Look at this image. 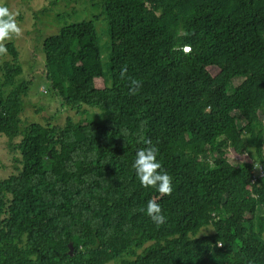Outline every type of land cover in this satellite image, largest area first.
<instances>
[{"label":"trees","instance_id":"1","mask_svg":"<svg viewBox=\"0 0 264 264\" xmlns=\"http://www.w3.org/2000/svg\"><path fill=\"white\" fill-rule=\"evenodd\" d=\"M101 7L111 87L93 21L43 42L53 96L79 114L98 108L92 120L24 126L30 82L19 78L14 44L5 45L0 136L20 166L0 181V264H264V178L251 183L255 164L264 169V0ZM148 146L171 177L170 194L141 187L131 168ZM227 148L248 158L234 166ZM150 199L159 225L144 210Z\"/></svg>","mask_w":264,"mask_h":264},{"label":"rangeland","instance_id":"2","mask_svg":"<svg viewBox=\"0 0 264 264\" xmlns=\"http://www.w3.org/2000/svg\"><path fill=\"white\" fill-rule=\"evenodd\" d=\"M102 0H3L4 5L13 14L20 32L6 40L0 41V46L5 48L7 43H12L19 53V63L22 75L19 77L30 82L29 91L23 98L24 110L21 114L23 125L40 123L43 125L62 126L67 117L75 121L92 120L99 113L98 108L87 109L83 107L80 114L62 105V102L53 96L50 83L45 77V55L43 42L46 37L58 33L67 24L79 21H93L96 27L97 43L102 58V67L106 75L107 86L111 87L109 71V24L101 7ZM7 52L0 53V64L9 61ZM216 74L215 68L210 69ZM240 79L233 81L238 85ZM48 91V93L46 92ZM84 111H87V114ZM101 112V111H100ZM236 116L237 127L243 129L245 122ZM261 118L262 115H261ZM263 125H264V120ZM226 157L231 164L239 166L248 158L235 155L231 149H226ZM16 158V159H14ZM19 153L9 149L8 140L0 136V181L17 173L19 168ZM213 229L203 230V236Z\"/></svg>","mask_w":264,"mask_h":264},{"label":"clouds","instance_id":"3","mask_svg":"<svg viewBox=\"0 0 264 264\" xmlns=\"http://www.w3.org/2000/svg\"><path fill=\"white\" fill-rule=\"evenodd\" d=\"M20 28L9 9L4 5L3 0H0V41L6 40L13 35H17ZM185 50H188L186 48ZM6 49L0 46V53L5 52ZM126 69L124 67L120 70V76L125 75ZM133 87L137 86L135 80L131 81ZM133 92V88H129V93ZM145 144H150L145 141ZM136 177L138 178L141 187H154L160 194H170L172 191L171 177L162 170L160 161L157 158V149L154 146L140 148L135 152L134 158L131 162ZM145 212L150 220L159 225L164 222V216L161 213L160 205L153 200H148L145 206Z\"/></svg>","mask_w":264,"mask_h":264},{"label":"built area","instance_id":"4","mask_svg":"<svg viewBox=\"0 0 264 264\" xmlns=\"http://www.w3.org/2000/svg\"><path fill=\"white\" fill-rule=\"evenodd\" d=\"M264 178V169L259 163L255 164V171L253 173V176L251 177V183H256L259 179Z\"/></svg>","mask_w":264,"mask_h":264},{"label":"water","instance_id":"5","mask_svg":"<svg viewBox=\"0 0 264 264\" xmlns=\"http://www.w3.org/2000/svg\"><path fill=\"white\" fill-rule=\"evenodd\" d=\"M72 251H73V248L71 247V249H70V253L72 254Z\"/></svg>","mask_w":264,"mask_h":264}]
</instances>
